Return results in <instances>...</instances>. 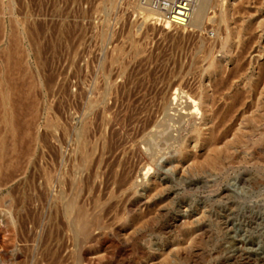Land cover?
<instances>
[{"label": "rangeland", "instance_id": "1", "mask_svg": "<svg viewBox=\"0 0 264 264\" xmlns=\"http://www.w3.org/2000/svg\"><path fill=\"white\" fill-rule=\"evenodd\" d=\"M120 1L0 0V264H264V0H195L149 81L88 52L79 127L55 68Z\"/></svg>", "mask_w": 264, "mask_h": 264}, {"label": "built area", "instance_id": "2", "mask_svg": "<svg viewBox=\"0 0 264 264\" xmlns=\"http://www.w3.org/2000/svg\"><path fill=\"white\" fill-rule=\"evenodd\" d=\"M194 2L195 0H121L112 10L104 8L95 18H84L80 39L74 51L80 53L79 57L66 52L68 66L64 69L63 64L61 68L59 64L55 68L56 102L60 106L65 104L69 121L79 127L84 124L85 108L88 110L89 101L93 98L94 82L86 77L88 52L93 56L91 63L98 78L105 70L101 68L103 59L118 55L128 63L124 70L126 73L131 72V82L145 80L144 77H137L138 73L147 75L146 80L149 81L148 75L154 70V31L157 30L156 38L159 42L166 38L168 26L186 27L192 18ZM85 6L90 8L89 2ZM134 41L142 49L140 58H134ZM121 68L120 64L116 65V69Z\"/></svg>", "mask_w": 264, "mask_h": 264}, {"label": "bare ground", "instance_id": "3", "mask_svg": "<svg viewBox=\"0 0 264 264\" xmlns=\"http://www.w3.org/2000/svg\"><path fill=\"white\" fill-rule=\"evenodd\" d=\"M197 1V0H196ZM196 1H195V3H196ZM195 3H194V5H195ZM194 5H193V7H194ZM213 160V159H212Z\"/></svg>", "mask_w": 264, "mask_h": 264}]
</instances>
